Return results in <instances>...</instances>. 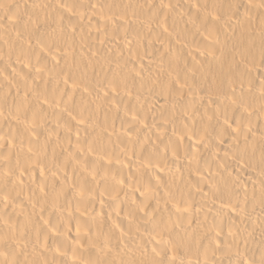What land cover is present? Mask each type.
Masks as SVG:
<instances>
[{
    "label": "bare ground",
    "instance_id": "6f19581e",
    "mask_svg": "<svg viewBox=\"0 0 264 264\" xmlns=\"http://www.w3.org/2000/svg\"><path fill=\"white\" fill-rule=\"evenodd\" d=\"M0 264H264V0H0Z\"/></svg>",
    "mask_w": 264,
    "mask_h": 264
}]
</instances>
